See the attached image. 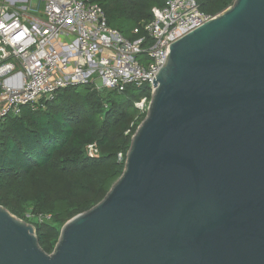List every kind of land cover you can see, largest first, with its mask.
Segmentation results:
<instances>
[{"label":"water","instance_id":"obj_1","mask_svg":"<svg viewBox=\"0 0 264 264\" xmlns=\"http://www.w3.org/2000/svg\"><path fill=\"white\" fill-rule=\"evenodd\" d=\"M152 82L105 197L50 254L0 206V264H264V0L171 44Z\"/></svg>","mask_w":264,"mask_h":264},{"label":"trees","instance_id":"obj_2","mask_svg":"<svg viewBox=\"0 0 264 264\" xmlns=\"http://www.w3.org/2000/svg\"><path fill=\"white\" fill-rule=\"evenodd\" d=\"M89 1L102 9L110 28L130 41L143 35L133 30L153 19L151 9L165 3ZM232 2L196 0L199 11L211 17ZM121 20L132 23L130 32L117 26ZM143 97L150 99L147 86L116 93L79 85L1 121L0 206L35 227L45 253L53 251L62 226L97 205L121 176L131 137L145 117L134 105ZM89 145H95L97 156H88Z\"/></svg>","mask_w":264,"mask_h":264},{"label":"built area","instance_id":"obj_3","mask_svg":"<svg viewBox=\"0 0 264 264\" xmlns=\"http://www.w3.org/2000/svg\"><path fill=\"white\" fill-rule=\"evenodd\" d=\"M151 13L150 22L133 30L143 35L130 41L89 0H0V123L68 87L124 93L147 86L151 94L166 49L212 18L196 0H165ZM149 100L134 104L141 115ZM87 153L97 156L95 145Z\"/></svg>","mask_w":264,"mask_h":264},{"label":"rangeland","instance_id":"obj_4","mask_svg":"<svg viewBox=\"0 0 264 264\" xmlns=\"http://www.w3.org/2000/svg\"><path fill=\"white\" fill-rule=\"evenodd\" d=\"M117 26L119 28H123L124 30L129 31V32L132 30V27H133L132 23L129 22L128 20L119 21V23H117ZM39 221H41V220H39Z\"/></svg>","mask_w":264,"mask_h":264}]
</instances>
